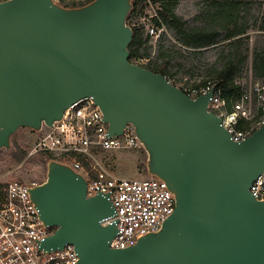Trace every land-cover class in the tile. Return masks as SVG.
Returning a JSON list of instances; mask_svg holds the SVG:
<instances>
[{
  "label": "water",
  "instance_id": "95a60500",
  "mask_svg": "<svg viewBox=\"0 0 264 264\" xmlns=\"http://www.w3.org/2000/svg\"><path fill=\"white\" fill-rule=\"evenodd\" d=\"M131 0L65 8L53 0H0V149L20 129L52 127L76 101L92 97L109 137L127 125L147 155L146 173L166 183L175 210L161 229L111 249L109 196L87 197L85 179L50 160L29 189L46 251L73 245L76 264H264V202L249 193L264 175V126L236 143L195 99L129 61Z\"/></svg>",
  "mask_w": 264,
  "mask_h": 264
},
{
  "label": "built area",
  "instance_id": "2783aa9c",
  "mask_svg": "<svg viewBox=\"0 0 264 264\" xmlns=\"http://www.w3.org/2000/svg\"><path fill=\"white\" fill-rule=\"evenodd\" d=\"M91 1L53 0L65 8H79ZM150 18L158 20L157 10ZM160 31L161 27L150 24L146 26L145 36L158 37ZM175 86L192 99L212 92L208 110L222 120L233 142L245 141L264 126V84L252 88L251 98L243 94L240 101L233 104L231 112H227L215 83L207 82L199 87L194 84ZM35 134L33 153L50 156L81 175L87 184V197L109 196L114 214L102 225L114 224L116 228L115 237L109 242L111 249L134 246L141 237L158 232L173 214L175 197L165 182L155 177L118 178L94 163L95 155L100 152L134 150L142 146L131 125L126 126L121 136L109 137L103 115L92 97L76 101L63 112L60 121L52 127L43 126ZM35 185L0 177V264H76L78 258L73 245L66 244L56 251L42 249L41 243L55 229L44 226L39 220L29 197V189ZM249 193L255 200L264 202V175L251 183Z\"/></svg>",
  "mask_w": 264,
  "mask_h": 264
},
{
  "label": "rangeland",
  "instance_id": "374dc122",
  "mask_svg": "<svg viewBox=\"0 0 264 264\" xmlns=\"http://www.w3.org/2000/svg\"><path fill=\"white\" fill-rule=\"evenodd\" d=\"M216 1L218 0H179L174 10L187 29L203 28L207 34L215 31V44L198 49L184 47L173 30L162 26L158 37L150 38L146 45L148 58L137 59V65L168 60V69L175 74L169 79L170 83L184 86L198 84L206 78L213 79L211 73L220 70L228 61L229 55L236 54V62L244 58L238 64L233 81L240 88V98L243 94L251 98L252 88L264 84L263 79L256 80L253 75L254 56L264 54V32L259 30L264 15V0H241L244 3L241 7L243 19L240 25L246 31L244 35L230 40H224L226 32L220 29V26H207L204 23L205 12ZM155 11L156 6H150L143 14L133 16L129 26L140 28L145 36L146 26L154 24L150 16ZM161 55L165 57H159ZM245 103H248V100ZM249 103L252 104L251 99ZM36 139L35 132L20 129L10 139L11 149H0L1 178L35 184L45 181L47 168L44 158L32 152ZM20 151L24 152L25 156L17 161L16 157ZM146 159L147 155L141 147L134 150L100 152L95 155L94 163L118 178L143 180L150 177L146 173Z\"/></svg>",
  "mask_w": 264,
  "mask_h": 264
},
{
  "label": "trees",
  "instance_id": "16d2710c",
  "mask_svg": "<svg viewBox=\"0 0 264 264\" xmlns=\"http://www.w3.org/2000/svg\"><path fill=\"white\" fill-rule=\"evenodd\" d=\"M132 10L127 17V24L129 25L130 19L135 15H141L150 6L155 7L157 10L158 20L152 19V22L157 27L166 26L173 30L178 40L184 47L198 49L215 44L216 32L207 34L203 28H190L187 29L185 24L177 17L174 13L175 7L179 0H131ZM241 0H218L205 12L204 23L209 25H218L220 29H223L226 34L224 40H230L235 37L245 34V29L240 25L243 19L242 16V5ZM259 30L264 32V15L260 21ZM133 36L132 41L128 47L129 50V61L136 64V60L140 58H148L147 43L149 37L143 36V31L140 28L131 27ZM229 59L226 64L220 69L211 73L213 79L202 80L198 84H194L199 87L207 82L215 83L221 91V97L225 101L227 112L232 111L234 102L240 99V88L233 81L235 73L238 71V64L241 63L243 58L235 61L237 55H229ZM159 57H165L161 55ZM139 66L156 74H161L167 80L175 76L168 67V60H162L161 62H148L147 64ZM253 75L256 80H264V54H256L253 59ZM175 85L174 83H171ZM240 128H243L240 126ZM25 156L24 152L19 153L16 157L17 161H20ZM44 163L54 160L50 156L42 155Z\"/></svg>",
  "mask_w": 264,
  "mask_h": 264
}]
</instances>
